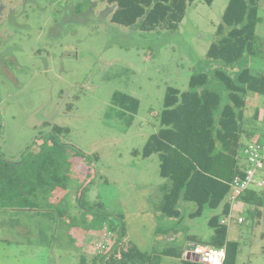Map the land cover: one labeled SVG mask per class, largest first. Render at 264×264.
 I'll return each instance as SVG.
<instances>
[{
  "label": "rangeland",
  "instance_id": "rangeland-1",
  "mask_svg": "<svg viewBox=\"0 0 264 264\" xmlns=\"http://www.w3.org/2000/svg\"><path fill=\"white\" fill-rule=\"evenodd\" d=\"M226 1L207 6L197 0L176 33L149 34L112 24L111 7L101 0H0V154L16 161L49 144L57 126L70 130L61 140L75 167L61 197L66 220H51L52 211L0 208V264H80L83 253L86 264H95L93 258L116 242L110 228L120 216L128 238L155 255L167 247L184 252L188 236L202 244L210 239L208 220L218 211L193 219L196 206L181 202L180 218L162 215L166 181L159 158L134 152L158 130L167 88L187 91L192 72L220 66L205 56ZM260 16L257 34L264 38V4ZM249 65L264 72V58ZM116 92L139 99L133 118L113 104ZM246 117L249 140L261 138L263 97L247 98ZM75 149L99 158L89 163ZM263 181L264 175L255 189L264 190ZM82 193L83 219L76 202ZM235 210L244 218L229 228L240 242L237 264H264V210L259 222L246 220L243 205ZM160 264L182 263L166 256Z\"/></svg>",
  "mask_w": 264,
  "mask_h": 264
},
{
  "label": "trees",
  "instance_id": "trees-1",
  "mask_svg": "<svg viewBox=\"0 0 264 264\" xmlns=\"http://www.w3.org/2000/svg\"><path fill=\"white\" fill-rule=\"evenodd\" d=\"M101 1L111 7L112 24L150 34L176 33L197 0ZM214 1L200 0L207 6ZM261 8V0H229L205 56L207 63L220 66L192 72L187 91L168 87L158 116V130L149 136L142 151L134 152L144 159L154 155L159 158V174L166 181L160 188L159 212L171 219L180 218L181 202L196 206L189 215L193 219L202 217L206 210L218 211L208 220L212 236L203 244L195 236H188V255L183 256L174 247L155 255L142 251L128 238L120 216L119 224L110 228L118 236L116 242L106 254L93 258L95 264H160L166 256L175 257L182 264H200L189 257L196 246L225 248L224 264H237L240 242L229 239V227L220 222L231 211V183L237 176L244 177L247 169L242 163L243 150L252 135L245 128L247 98H264V72L249 65L252 59L264 58V38L257 34L262 23ZM238 66L239 71H231ZM112 102L132 118L139 112L140 101L132 95L116 92ZM254 117H258V111ZM1 127L0 120V130ZM69 131L55 126L49 144L27 151L16 161L0 154L1 209L37 214L52 211L57 216L51 212V220H66L61 197L69 190L75 167L69 147L61 138ZM74 152L89 163L99 158L76 149ZM82 196L83 193L76 199L81 219L87 211ZM237 203L245 207L246 220L259 222L264 210V190L251 188L239 196ZM82 260L80 264H86L85 255Z\"/></svg>",
  "mask_w": 264,
  "mask_h": 264
},
{
  "label": "built area",
  "instance_id": "built-area-1",
  "mask_svg": "<svg viewBox=\"0 0 264 264\" xmlns=\"http://www.w3.org/2000/svg\"><path fill=\"white\" fill-rule=\"evenodd\" d=\"M242 163L247 166L244 170V177L237 176L231 183V193L228 201L231 204V211L221 219V225L231 227L233 224L241 225L244 218L236 213L237 200L245 191L261 184V177L264 175V139L249 140L242 153ZM264 182V181H263ZM105 248V247H104ZM199 249V251H197ZM190 254L200 264H212V260L218 258L219 264H224L226 258L225 248H214L210 246H196Z\"/></svg>",
  "mask_w": 264,
  "mask_h": 264
},
{
  "label": "crops",
  "instance_id": "crops-1",
  "mask_svg": "<svg viewBox=\"0 0 264 264\" xmlns=\"http://www.w3.org/2000/svg\"><path fill=\"white\" fill-rule=\"evenodd\" d=\"M214 2H216V0H215ZM214 2H213V4H214ZM226 2H227L226 4L228 5L229 0H227ZM213 4H212V5H213ZM261 4H262V5L264 4V0H261ZM212 5H211V6H212ZM223 12H224V11H223ZM110 15H111V13H110ZM239 205H240V204H238L237 206H239ZM229 239H231V238H229ZM187 245H189V243H188ZM186 249H187V246H186V248L184 249V252H183V251H180V253H182L183 256H184V254H187V253H188V250H186ZM83 255H85L86 258L88 259L89 255L84 254V253L82 254V256H83ZM187 255H188V254H187ZM189 257L192 258L193 256L189 253Z\"/></svg>",
  "mask_w": 264,
  "mask_h": 264
},
{
  "label": "clouds",
  "instance_id": "clouds-1",
  "mask_svg": "<svg viewBox=\"0 0 264 264\" xmlns=\"http://www.w3.org/2000/svg\"><path fill=\"white\" fill-rule=\"evenodd\" d=\"M197 251H199V249H197ZM212 264H219V259L218 258L213 259Z\"/></svg>",
  "mask_w": 264,
  "mask_h": 264
}]
</instances>
